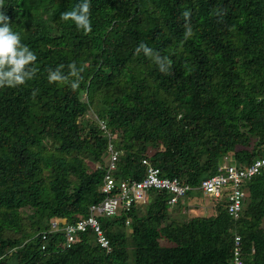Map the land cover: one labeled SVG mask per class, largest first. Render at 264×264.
Wrapping results in <instances>:
<instances>
[{
  "label": "trees",
  "instance_id": "16d2710c",
  "mask_svg": "<svg viewBox=\"0 0 264 264\" xmlns=\"http://www.w3.org/2000/svg\"><path fill=\"white\" fill-rule=\"evenodd\" d=\"M81 2L3 0L0 7L39 69L26 85L0 89V264H235V236L241 264H264V169L245 183L238 219L226 199L196 190L226 156L238 167L264 157V0H90L87 35L61 19ZM140 43L167 56L171 74L136 54ZM73 62L83 68L78 90L49 84V69L63 64L68 75ZM108 134L121 152L115 179L140 181L150 165L187 184L186 196L214 200L211 214L177 221L166 192L152 190L145 210L146 202L97 217L109 251L89 230L65 248L47 223L86 218L105 198ZM24 216L39 224L32 236L6 237L22 232Z\"/></svg>",
  "mask_w": 264,
  "mask_h": 264
},
{
  "label": "built area",
  "instance_id": "2783aa9c",
  "mask_svg": "<svg viewBox=\"0 0 264 264\" xmlns=\"http://www.w3.org/2000/svg\"><path fill=\"white\" fill-rule=\"evenodd\" d=\"M264 99V96L262 97ZM100 128L106 130L105 125L100 122ZM109 135V134H108ZM107 152L108 157L105 163V175L101 192L105 196L102 201L89 206V215L86 218L78 219L68 223L64 219L52 218L47 223L48 232L61 234L64 237V247L70 248L80 241V234L91 231L96 242L103 249L109 251V241L104 235L97 217H114L118 211H130L135 205L145 202L150 191H165L168 200L167 204L173 206L181 198L186 197L188 191L192 189L177 179L162 178L160 171L150 165L146 168V174L140 181L115 179L113 173L117 167V160L121 152L113 147V135H109ZM143 164L147 162L143 160ZM264 169V157L254 160L249 166H235L227 162L218 168V173L214 176L204 177L196 190L204 197L219 199L226 196L228 214L234 219H238L242 211L244 199L246 197L244 185ZM117 191V193H115ZM128 223V222H127ZM42 239L46 240V232L41 233ZM44 249V246H42ZM234 262L241 264L240 238L234 237Z\"/></svg>",
  "mask_w": 264,
  "mask_h": 264
},
{
  "label": "clouds",
  "instance_id": "9594fccd",
  "mask_svg": "<svg viewBox=\"0 0 264 264\" xmlns=\"http://www.w3.org/2000/svg\"><path fill=\"white\" fill-rule=\"evenodd\" d=\"M2 5L3 0H0V7H2ZM90 7V0H82V2L77 4L72 10L62 13L61 19L65 22H73L77 30H82L83 33L87 35L92 32ZM182 15L185 20V40H187L193 35L189 22L191 13L190 11H185ZM0 25H3L0 26V89L19 88L36 77L39 71L35 66L38 57L28 45L21 42L22 38L20 34L11 30L9 27V18L3 14V12H0ZM135 52L136 54L143 52L145 56L152 59L160 73L165 75L171 74L170 69L172 61L167 56L162 57L159 53H154L153 50L144 43H140L135 49ZM64 67L65 66L61 64L55 70H48L49 84H68L71 90H78L83 79L81 76L83 68L78 69L76 63L73 62L68 65V75H64L62 71ZM37 93L38 90L32 92L33 98ZM113 136V139H115V135ZM149 193L147 197H149ZM179 202L180 200L178 203ZM173 206H169V208L171 209Z\"/></svg>",
  "mask_w": 264,
  "mask_h": 264
},
{
  "label": "rangeland",
  "instance_id": "374dc122",
  "mask_svg": "<svg viewBox=\"0 0 264 264\" xmlns=\"http://www.w3.org/2000/svg\"><path fill=\"white\" fill-rule=\"evenodd\" d=\"M227 157L229 156H226L223 158V161H227ZM223 199H226V196L223 194L222 196ZM214 200L212 199H209V198H203V197H199V193H193L191 194L190 196H186L184 198H181L180 199V203L182 204L181 206H173V208H169L168 209V213H169V217H172L174 218L175 220L177 221H180L182 220V217H183V220L182 222H186L188 221V219L190 217H198L200 215H210L211 212H210V209H211V205L210 203H213ZM148 204V197H147V200H146V204H142L140 205L141 208H144V210L146 209L145 207L147 206ZM210 208V209H209ZM138 214L140 217H142L143 215V212H140L138 211ZM24 225H23V229H22V232L20 233H8L6 234V237H9V238H18L19 236L21 237L22 235H25V232H27L26 234H31L32 236V232L34 231V229H36L39 224L35 225L34 223L33 224H30L28 222V218L26 216H24ZM46 217L44 219H42V223L45 224L46 223ZM262 227L264 228V223L262 225ZM125 233H126V236L129 235L130 233V230H128L126 228V230H124ZM28 239H25L24 242L28 241ZM127 247L129 249L132 248V243L130 241V237L128 236L127 237Z\"/></svg>",
  "mask_w": 264,
  "mask_h": 264
},
{
  "label": "bare ground",
  "instance_id": "6f19581e",
  "mask_svg": "<svg viewBox=\"0 0 264 264\" xmlns=\"http://www.w3.org/2000/svg\"><path fill=\"white\" fill-rule=\"evenodd\" d=\"M232 254H233V252H232ZM232 257H233V255H232Z\"/></svg>",
  "mask_w": 264,
  "mask_h": 264
}]
</instances>
